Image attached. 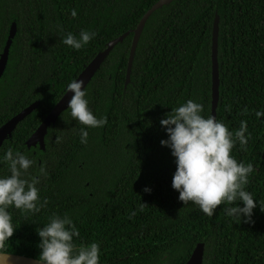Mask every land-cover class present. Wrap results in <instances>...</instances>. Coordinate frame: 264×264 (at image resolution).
Wrapping results in <instances>:
<instances>
[{
    "label": "trees",
    "instance_id": "obj_1",
    "mask_svg": "<svg viewBox=\"0 0 264 264\" xmlns=\"http://www.w3.org/2000/svg\"><path fill=\"white\" fill-rule=\"evenodd\" d=\"M156 1L0 0V52L10 24L17 27L0 78V125L39 100L0 146V175L8 174L3 157L9 148L34 160L29 174L39 175L41 165L48 173L37 185L47 201L38 213L9 208L16 228L3 252L38 259L37 230L52 214L66 213L80 230L78 245L99 243L101 264H184L198 242L204 243L202 264H264L259 203L250 222L225 215L232 205H218L209 217L198 205L184 204L171 186L175 158L160 143L167 138L160 120L172 108L193 99L210 114L216 14V118L233 132L246 122L251 136L232 154L253 164L246 190L264 204V115L256 116L264 110V0H174L155 10L124 86L131 30ZM81 29L96 36L80 50L62 42ZM128 31L85 88L89 107L107 123L87 128L88 142L81 144L79 129L86 126L67 109L48 129L44 150L27 148L67 84L108 41Z\"/></svg>",
    "mask_w": 264,
    "mask_h": 264
},
{
    "label": "clouds",
    "instance_id": "obj_2",
    "mask_svg": "<svg viewBox=\"0 0 264 264\" xmlns=\"http://www.w3.org/2000/svg\"><path fill=\"white\" fill-rule=\"evenodd\" d=\"M72 15H76L75 10ZM95 36L94 31L81 29L78 34L67 33L62 42L80 50ZM83 85L82 79H73L67 84L65 93H71L67 102L71 117L86 126L81 127L78 133L80 143L86 144L87 128L103 127L107 119L93 113ZM203 113L201 103L188 99L160 120L167 133V138L161 139L160 143L170 148L175 158L171 186L178 191L180 201L198 205L200 211L209 217L214 215L218 205L225 204L232 205L225 208V215L237 222L241 219L250 222L257 203L264 211V204L246 190L248 178L255 169L252 163L238 161L232 153L237 142L242 147L247 144L251 133L245 121H241L239 129L233 132L222 120ZM262 115L264 110L256 112L258 118ZM3 160L7 162L8 174L0 175V252L16 228L9 208L38 213L47 201H41L37 185L40 175H48L44 165L39 167V175L29 174L34 160L12 148L5 152ZM144 191L150 192L151 189L145 187ZM238 202H242V206ZM144 205L141 202V211ZM135 214L133 211L130 215ZM37 234L40 237L38 259L41 264H101L99 243L92 241L78 245L74 238L80 237V230L66 213L49 216Z\"/></svg>",
    "mask_w": 264,
    "mask_h": 264
},
{
    "label": "water",
    "instance_id": "obj_3",
    "mask_svg": "<svg viewBox=\"0 0 264 264\" xmlns=\"http://www.w3.org/2000/svg\"><path fill=\"white\" fill-rule=\"evenodd\" d=\"M174 0H157L152 6L142 15L136 27L131 30L132 40L129 50L128 63L126 68L125 83L126 86L130 82V72L131 66L139 41L140 35L144 28V25L149 18V16L157 9L161 8L164 5L170 4ZM218 16L215 14L212 28V45H211V110L210 114L216 117V107L219 97V71H218V62H217V37H218ZM16 23L12 22L10 24L8 35L3 46L2 51L0 52V78L4 73V70L7 65L9 48L12 42V38L16 33ZM130 31L125 32L110 41L107 42L105 48L92 58V60L84 66L81 72L75 79H82L84 81V89L87 84L91 81L96 72L100 69L101 65L111 52V50L118 44L122 43L124 38L129 34ZM66 92V90H65ZM63 93L62 96L57 100L54 106L49 110L46 116L43 118L41 123L37 128L32 132V134L25 141L27 148L38 146L40 150L45 149L44 137L47 134V131L50 127L54 126L59 116L67 110V102L71 96V93ZM39 105V100H35L30 103L28 106L14 114L11 118L5 121L0 125V146L3 144L4 140L11 137V134L17 124L23 120L28 114H30L37 106ZM204 254V243L198 242L191 255L184 264H202ZM0 264H41V262L29 256H24L14 253L0 252Z\"/></svg>",
    "mask_w": 264,
    "mask_h": 264
}]
</instances>
